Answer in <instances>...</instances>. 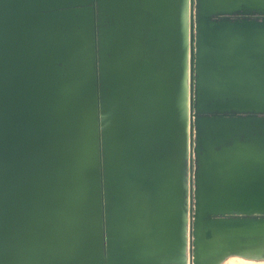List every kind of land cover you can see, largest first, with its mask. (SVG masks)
Wrapping results in <instances>:
<instances>
[{
    "label": "water",
    "instance_id": "obj_1",
    "mask_svg": "<svg viewBox=\"0 0 264 264\" xmlns=\"http://www.w3.org/2000/svg\"><path fill=\"white\" fill-rule=\"evenodd\" d=\"M264 252V0H0V264Z\"/></svg>",
    "mask_w": 264,
    "mask_h": 264
},
{
    "label": "rangeland",
    "instance_id": "obj_2",
    "mask_svg": "<svg viewBox=\"0 0 264 264\" xmlns=\"http://www.w3.org/2000/svg\"><path fill=\"white\" fill-rule=\"evenodd\" d=\"M217 264H264V252L260 249L244 248L239 252L226 254Z\"/></svg>",
    "mask_w": 264,
    "mask_h": 264
}]
</instances>
